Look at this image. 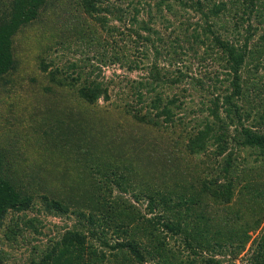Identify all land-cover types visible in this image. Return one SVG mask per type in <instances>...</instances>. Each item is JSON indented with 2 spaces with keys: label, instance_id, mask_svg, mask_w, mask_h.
<instances>
[{
  "label": "trees",
  "instance_id": "1",
  "mask_svg": "<svg viewBox=\"0 0 264 264\" xmlns=\"http://www.w3.org/2000/svg\"><path fill=\"white\" fill-rule=\"evenodd\" d=\"M77 1L89 19L79 21L77 18L78 25L72 27L93 56L71 62L67 71L72 74H68L61 67L50 72L46 57L42 55L40 59L38 55L34 59L40 61V69L50 72L52 85L70 89L90 106L99 105L102 100L111 101L110 91L115 79L93 78L102 66L120 64L129 72L147 70V76L140 81L125 77L129 80L121 93L128 99L133 97L141 107L128 103L120 112L146 127H184L186 131H182L174 147L175 153L182 156L171 162L173 151H167L161 164L154 156L146 166L139 159L115 164L117 158L111 151L116 155L132 152L126 138L116 139L120 143L91 138L87 143L80 136L78 152L83 156V166L76 172L82 176V181L85 176L90 177L89 196L103 194L105 190L106 197H98L101 215L78 211L74 229L26 264H145L152 261L155 264H223L216 255L226 256L230 248L233 254H240L249 238L248 232L257 230L262 221L248 220L240 231L234 224L230 225V221L225 226L218 218L216 223L218 213L215 209L212 211V206L232 203L241 185L231 177L238 171L236 152L248 150L254 157L253 163L260 162L261 168L264 166V131L257 129L264 126V75L260 74L264 69V32L258 42L251 45L254 35L260 31L253 21L264 24V0ZM46 3L47 0H0V78L15 68L13 38L22 28L37 21ZM194 16L199 19L195 20ZM94 23L110 40L104 41L105 46L93 29ZM69 26H62L58 32L61 44L67 43ZM90 29L91 37L85 32ZM69 33H72L71 28ZM55 37L53 34L52 39ZM191 91L201 95L203 100L199 108L191 112L206 113L205 119H188L191 112L187 113L186 102L188 97L194 96ZM203 94L211 97L210 106L205 103ZM19 102L17 117L27 124V112ZM252 119V124L245 126ZM42 123L36 127L44 129ZM57 127L66 136L79 134L70 126ZM181 139L185 141V148ZM211 148H216L212 152L216 158L222 157L218 164L219 175L213 177L209 172L202 175L193 164L182 165L184 149L189 156L198 158L208 155ZM2 155L0 151V233L11 238L15 237L14 230L3 231L9 214L28 212L34 198L29 191L20 192L3 174L6 158ZM131 175L139 183L130 182ZM111 176L114 177L111 179ZM247 176L248 180H254ZM113 181L125 194L131 191L136 205L113 197ZM241 203L242 207L252 210L253 216L255 213L260 216L264 209V190ZM47 208L58 209L61 214L69 212V208H62L55 200ZM239 218L235 214L237 221ZM112 228L118 235L114 243L108 237ZM166 235L180 240L182 250L170 247ZM238 239L239 246L234 247ZM104 249L112 251V259H107ZM254 258L255 264H264V236Z\"/></svg>",
  "mask_w": 264,
  "mask_h": 264
},
{
  "label": "rangeland",
  "instance_id": "2",
  "mask_svg": "<svg viewBox=\"0 0 264 264\" xmlns=\"http://www.w3.org/2000/svg\"><path fill=\"white\" fill-rule=\"evenodd\" d=\"M144 13V18H147ZM77 18L79 21L89 19L83 14L77 0H47L37 21L22 28L13 38L15 68L0 78V151L6 158L3 174L20 192L29 191L34 198V204L28 212L9 214L3 231L11 228L15 231V237L12 235L11 238H6L3 232L0 233V264H26L32 258L52 248L67 231L74 229L78 223L77 212L80 210L88 214L94 212L97 217L101 215L102 206L98 203V197L105 196V190L103 194L89 196L87 184L91 183L90 177L85 176V180L82 181V176H78L76 172L80 165L83 166V156L78 152L80 136L87 143L91 138H99L104 143L110 141L120 143L121 141L116 139L126 138L128 148L132 152L128 151L127 155H116V152L111 151L117 158L115 164H120L122 160V164H127L139 159V162L144 161L142 165L146 166L151 156H154V160L161 164L164 162L167 151L169 153L173 151L171 162L177 161L179 156H182L175 153L174 147L179 143L177 140L182 135V131H186L184 127L180 125L170 126L168 129L167 127L162 129L146 127L129 116L124 117L120 112L128 103L136 104L137 108L141 107L135 103L136 100L133 97L128 99L121 93L129 79L140 81L147 76V70L137 69L129 72L120 64L102 66L101 71L96 70L93 78L98 81L115 79L110 91V103L102 100L96 106H90L81 101L70 89L50 83L51 71H55L58 67L67 71L71 62L94 54L87 48L88 45L82 43L80 35L74 32L72 26L78 25ZM197 18L199 19V16H194L195 20ZM253 24L260 27V31L254 35L251 45L256 44L264 32V24L256 20ZM66 25H70L72 33H69L68 28L65 37L67 43L61 44L62 41L57 35L61 27ZM157 28L161 29V26L158 25ZM93 29L101 38L103 46L106 45L104 41L110 42L95 23ZM85 32L87 36H93L89 33L91 29ZM53 34H56L55 39H52ZM85 39L88 40L86 36ZM52 45L54 47L51 49ZM38 55L40 59L42 55L46 57V62L50 66L49 73L40 69V61L34 59ZM67 72L72 74L70 71ZM260 74L264 75V69ZM191 93L194 96L187 98V113L199 108L198 105L203 101L201 95L194 91ZM206 95L203 94V99L207 106H210L208 100L211 97ZM19 100L23 104L24 112L25 110L27 112L29 118L27 124L20 122L17 117ZM117 106H119L118 109H116ZM199 117L205 119L207 114L198 115L191 112L188 119L193 120ZM40 122H43L44 129L42 130L36 127ZM252 122L253 119L247 121L245 126H250ZM57 126H70L79 134L63 135L62 130ZM50 127L54 129L50 130ZM189 129L187 128L188 131ZM257 129L264 131V126L257 127ZM181 141L183 143L180 144H184L185 148V141L182 139ZM123 143L126 144L125 141ZM117 149L121 150L118 147ZM215 150L216 148H211L208 155L197 158V156H189L188 150L184 149L185 162H182V165L193 164L200 174L209 172L215 177L219 175L218 164L222 159L212 154ZM94 153L93 151V155ZM250 154V151L244 149L239 153L236 152L238 171H235L231 177L233 176L236 184L241 182V185L236 189L232 203L226 206H212V211L215 209L218 213V217L215 216L216 223L219 219L223 224L230 221V225L234 224L240 231H243L242 224L248 220L253 222V220L260 219L262 222L257 230L248 232L249 238L246 239L243 249H240V254H233V249L230 248L226 256L216 255L217 259L223 261V264H255L254 257L257 255L258 246L264 236V209L260 211V216L259 213L253 216L251 209L248 210L241 206L242 200L246 202L253 195L264 190V166L261 168L260 162L253 163L254 157ZM198 165H200L199 168ZM171 166L170 163V168ZM86 167L89 168L88 165ZM239 171L241 173H238ZM246 174L248 178H253L256 182L245 178ZM112 177L114 176H111V179ZM131 178L130 182H138L134 175H131ZM113 183V197L124 198L125 201L136 205L135 200L130 196L131 191L125 194L116 182L113 181ZM54 200L59 202L62 208H69V212L61 214L58 209H48V204ZM235 214L241 217L239 221L235 219ZM115 231L117 230L114 228L109 230L108 237L111 243L117 241L118 235ZM237 233L240 235L242 232ZM166 236L170 247L182 250L180 240ZM239 243L238 239L233 246H239ZM104 251L107 252V259H112L110 255L112 251H107V249ZM206 255L211 254L206 253ZM145 264H155V262Z\"/></svg>",
  "mask_w": 264,
  "mask_h": 264
}]
</instances>
